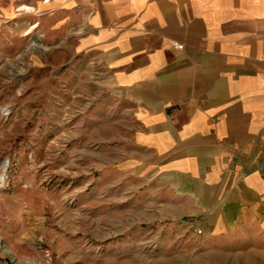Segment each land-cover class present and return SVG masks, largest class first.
Returning a JSON list of instances; mask_svg holds the SVG:
<instances>
[{"label":"rangeland","instance_id":"374dc122","mask_svg":"<svg viewBox=\"0 0 264 264\" xmlns=\"http://www.w3.org/2000/svg\"><path fill=\"white\" fill-rule=\"evenodd\" d=\"M64 1L0 0V264H264L263 238L225 240L127 170L131 120Z\"/></svg>","mask_w":264,"mask_h":264},{"label":"crops","instance_id":"0c3cea01","mask_svg":"<svg viewBox=\"0 0 264 264\" xmlns=\"http://www.w3.org/2000/svg\"><path fill=\"white\" fill-rule=\"evenodd\" d=\"M64 4L131 120L127 170L225 240L264 239V0Z\"/></svg>","mask_w":264,"mask_h":264}]
</instances>
